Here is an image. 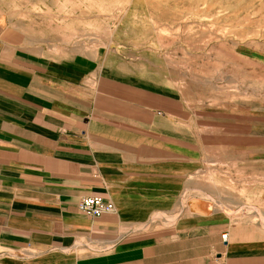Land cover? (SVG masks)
Returning <instances> with one entry per match:
<instances>
[{
	"label": "crops",
	"instance_id": "obj_1",
	"mask_svg": "<svg viewBox=\"0 0 264 264\" xmlns=\"http://www.w3.org/2000/svg\"><path fill=\"white\" fill-rule=\"evenodd\" d=\"M104 59L0 8V264H264V107L213 112L204 142L179 100ZM86 197L113 210L86 217Z\"/></svg>",
	"mask_w": 264,
	"mask_h": 264
},
{
	"label": "rangeland",
	"instance_id": "obj_2",
	"mask_svg": "<svg viewBox=\"0 0 264 264\" xmlns=\"http://www.w3.org/2000/svg\"><path fill=\"white\" fill-rule=\"evenodd\" d=\"M0 8L53 52L99 50L111 74L179 100L187 121L208 127L204 142L213 143V112L246 123L264 107V0H0ZM165 218L153 222L167 226ZM251 221L264 228L263 217Z\"/></svg>",
	"mask_w": 264,
	"mask_h": 264
},
{
	"label": "built area",
	"instance_id": "obj_3",
	"mask_svg": "<svg viewBox=\"0 0 264 264\" xmlns=\"http://www.w3.org/2000/svg\"><path fill=\"white\" fill-rule=\"evenodd\" d=\"M78 210L81 214L89 218H98L103 214L113 210L111 204L104 202L97 197H86L78 203ZM225 238V236H223Z\"/></svg>",
	"mask_w": 264,
	"mask_h": 264
}]
</instances>
